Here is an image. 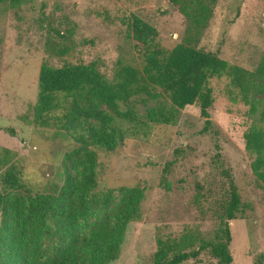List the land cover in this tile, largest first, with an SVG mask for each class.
<instances>
[{"label":"rangeland","instance_id":"obj_1","mask_svg":"<svg viewBox=\"0 0 264 264\" xmlns=\"http://www.w3.org/2000/svg\"><path fill=\"white\" fill-rule=\"evenodd\" d=\"M204 1L212 10L193 45L254 70L264 50V0ZM133 14L157 29L153 42L159 47L186 43L188 22L174 0H0V155L9 151L8 163L30 193L57 190L65 154L97 126L89 119L75 129L61 128L59 118L70 104L62 96L44 121L35 120L40 65L94 63L109 82L122 67L141 72L143 45L132 35ZM208 85L217 133L202 131L198 103L176 110L169 122L152 121L149 110L172 107L159 86L148 85L152 94L139 91L120 102L131 114L115 116L122 135L113 150L96 148L91 194L110 193L114 203L126 188L138 187L143 199L139 219L128 223L120 254L109 264H152L157 238L175 239L183 250L213 239L229 195L225 171L241 202L228 221L231 264H264V184L252 171L255 153L244 138L251 127H264V95L250 93L244 101L225 74L211 77ZM180 264L218 263L204 249Z\"/></svg>","mask_w":264,"mask_h":264},{"label":"trees","instance_id":"obj_2","mask_svg":"<svg viewBox=\"0 0 264 264\" xmlns=\"http://www.w3.org/2000/svg\"><path fill=\"white\" fill-rule=\"evenodd\" d=\"M214 0H210L213 2ZM186 18V43L165 50L153 42L157 29L137 15H131L133 38L143 45L141 72L122 67L117 79L109 82L94 63H66L59 67L43 62L38 73V92L34 118L44 121L58 105V98L69 99L65 114L59 118L61 128L75 129L81 121L93 119L88 139L78 137V147L63 159V179L53 192L30 193L22 183L19 171L8 163V150L0 155V264H109L121 251L126 226L139 219L143 191L128 187L117 202L110 193L100 198L91 191L96 187V148L111 151L122 135L113 125L115 116L131 114L120 108V102L145 91L148 85L159 86L168 94L171 108L148 111L152 121L169 122L176 110L198 103L204 118L202 131L213 129L209 115L212 90L209 79L228 75L244 101L250 93L264 95V50L254 70L229 64L217 53L193 45L206 26L212 4L204 0H174ZM264 120V107L260 112ZM217 133V130H212ZM245 146L255 153L253 173L264 184V127L253 126L244 135ZM218 148V145H215ZM219 156V152L215 153ZM169 163L166 164L168 166ZM228 200L221 214L222 226L211 240L202 239L196 249H180L175 239L157 238L152 264H180L208 249L218 264H231V233L228 221L240 209V196L229 173ZM21 191L23 196L11 195Z\"/></svg>","mask_w":264,"mask_h":264}]
</instances>
